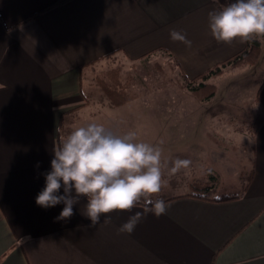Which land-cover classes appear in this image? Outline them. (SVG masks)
Instances as JSON below:
<instances>
[{"label": "crops", "instance_id": "obj_1", "mask_svg": "<svg viewBox=\"0 0 264 264\" xmlns=\"http://www.w3.org/2000/svg\"><path fill=\"white\" fill-rule=\"evenodd\" d=\"M58 1L0 0V264H264V79L250 92L220 84L250 78L254 72L246 66L206 80L216 86L204 99L212 113L208 122L188 125L234 138L214 115L217 107L259 105L262 118L246 156L250 174L239 192L216 195V178L198 194L190 182L163 197L169 206L164 215L137 206L108 214L110 223L95 228L81 215L86 198L73 206L70 219L59 221L54 218L63 204L44 209L35 203L60 145V127L70 113L81 116L87 107L88 66L112 55L137 61L163 52L195 79L245 47L238 39L227 44L212 37L208 13L221 3L215 0ZM172 29L191 45L173 42ZM223 156L218 161L208 153L200 161L204 173H230L231 156ZM136 211L143 218L135 230L119 233Z\"/></svg>", "mask_w": 264, "mask_h": 264}, {"label": "rangeland", "instance_id": "obj_2", "mask_svg": "<svg viewBox=\"0 0 264 264\" xmlns=\"http://www.w3.org/2000/svg\"><path fill=\"white\" fill-rule=\"evenodd\" d=\"M219 2L224 3L225 0ZM259 41L261 49L256 62L239 66H246L247 71L254 72L250 78H224L220 84L249 92L254 86L257 88L264 79V40ZM192 80L163 52L137 61L116 55L97 61L88 66L84 74L87 107L81 116L79 112H72L65 119L59 131L60 143L72 130L80 127V121L83 125L87 122L101 123L117 134L135 131L138 142L160 146L163 159L179 157L192 162L187 174L181 171L169 176L165 171V184L157 198L170 196L175 189L184 190L190 182L197 183L204 179L210 182L201 183H207L209 187L216 178L219 186L216 195L237 193L242 181L250 174L246 156L251 147V134L262 118L260 107L251 102L223 103L217 107L219 112L214 115L219 116L224 130H233L231 136L234 138H228L216 128H206L198 133L195 127H188L189 123L208 122L209 112L213 108L207 106L202 97L208 90L193 92L191 87L195 84L190 83ZM110 89L117 91L115 96L109 94ZM118 91L122 94H118ZM213 144L214 152L210 148ZM208 153L218 161H223V155H230L232 171L229 173L221 168L217 177L206 175L200 161ZM190 172L195 174L191 175Z\"/></svg>", "mask_w": 264, "mask_h": 264}, {"label": "clouds", "instance_id": "obj_3", "mask_svg": "<svg viewBox=\"0 0 264 264\" xmlns=\"http://www.w3.org/2000/svg\"><path fill=\"white\" fill-rule=\"evenodd\" d=\"M208 19L217 43L264 40V0H225L209 11ZM169 36L173 42L191 45L182 31L172 29ZM136 137L135 131L117 134L97 122L75 128L54 149L51 170L43 174L45 186L35 203L44 209L63 204L54 218L59 221L70 219L73 206L86 198L81 215L90 220V228L110 223L108 214L114 211L131 212L137 206L156 217L166 214L168 204L157 198L165 184V171L169 176L181 171L187 174L192 162L179 157L163 159L160 146L138 142ZM142 218L143 213L136 211L118 232L131 234Z\"/></svg>", "mask_w": 264, "mask_h": 264}, {"label": "trees", "instance_id": "obj_4", "mask_svg": "<svg viewBox=\"0 0 264 264\" xmlns=\"http://www.w3.org/2000/svg\"><path fill=\"white\" fill-rule=\"evenodd\" d=\"M67 0H59L56 4H61L63 2H66ZM261 49V43L259 39H252L245 43V47L242 51L239 53L233 55L232 57L228 58L225 61H222L221 63L216 64L211 69L207 70L206 72L200 74L195 79L190 81V83H194L195 85L191 87L193 92L199 93L204 90H208V93L203 95V99H208L211 96H213L216 92V86L214 84L206 82L210 77L217 76L223 73L224 69L228 66H241L246 63H254L256 62L258 55L260 53ZM115 89L108 90L109 94L111 96H115ZM118 94H122L121 91H118ZM192 189L198 193L197 191H207L209 188L206 183H192L191 184ZM199 194V193H198ZM202 194V193H200Z\"/></svg>", "mask_w": 264, "mask_h": 264}]
</instances>
